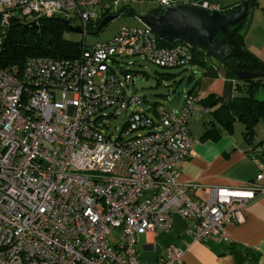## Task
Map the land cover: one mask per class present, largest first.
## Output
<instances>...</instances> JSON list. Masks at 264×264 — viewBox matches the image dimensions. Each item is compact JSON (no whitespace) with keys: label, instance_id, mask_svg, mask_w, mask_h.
<instances>
[{"label":"built area","instance_id":"built-area-1","mask_svg":"<svg viewBox=\"0 0 264 264\" xmlns=\"http://www.w3.org/2000/svg\"><path fill=\"white\" fill-rule=\"evenodd\" d=\"M125 1L0 0V30L13 16H72L73 9L85 35ZM154 1L221 9L209 0ZM130 55L189 67L192 46L160 45L140 21L84 40L74 57L30 55L20 69L0 66V264H151L137 255L141 233L168 230L178 214L193 220L194 240L226 239L225 224L264 193L263 161L251 185H212L206 199H191L195 184L179 180V163L193 142L188 117L197 97L185 92L179 108L145 112L146 99L129 91L132 76L120 60ZM260 150L264 159V141ZM183 253L170 243L158 264H182Z\"/></svg>","mask_w":264,"mask_h":264},{"label":"crops","instance_id":"crops-1","mask_svg":"<svg viewBox=\"0 0 264 264\" xmlns=\"http://www.w3.org/2000/svg\"><path fill=\"white\" fill-rule=\"evenodd\" d=\"M209 1L218 3L221 10L236 7L242 2ZM248 12L250 21L244 36L245 43L264 61V0H257V5ZM189 67L192 69L188 76L189 86L179 98H172L166 107L179 108L188 90L197 97L194 112L188 117L193 142L188 155L179 163V180L195 184L190 197L200 201L207 198L212 185L244 186L255 182L264 161L260 150V143L264 141V117L255 123L254 134L248 139L243 122L231 110L219 114L223 104H229L235 96L249 93L248 83L235 79L228 67L212 55L203 63L192 62ZM252 84L258 91L257 96L261 97L264 76ZM203 107L207 109L202 110ZM226 120L231 121V127L225 125ZM192 223V219L174 214L168 230L154 229L141 233L136 241L138 257L158 264V257L172 243L184 250L182 264H237L231 251L235 244L242 252L245 249L256 251L258 258L255 264H264V193L242 208L240 220L225 224L226 239L212 234L204 240H194L188 231Z\"/></svg>","mask_w":264,"mask_h":264},{"label":"trees","instance_id":"trees-1","mask_svg":"<svg viewBox=\"0 0 264 264\" xmlns=\"http://www.w3.org/2000/svg\"><path fill=\"white\" fill-rule=\"evenodd\" d=\"M135 1V0H129ZM129 1L119 4L116 10L112 11L116 16L122 13L139 15L140 13L131 5ZM257 5V0H248V10ZM157 7L147 9L156 12ZM228 10V9H225ZM223 10V11H225ZM108 12V11H107ZM107 12L100 13L98 19L88 27V33L96 28L102 17ZM146 12V11H145ZM36 25L26 24L27 20L21 16H13L9 25L3 32L0 40V66L3 68L18 67L22 68L26 57L30 55H44L53 57H74L84 45V40H73L65 36L64 32L69 26L78 24L76 16L60 15L58 12L52 14H40L36 17ZM73 20L78 22L73 23ZM250 21V14L239 19L235 23L226 24L218 29L213 35V41L224 43L231 46V52L222 61L230 70L231 75L238 80L248 83L247 95L235 96L229 104H223L219 114L229 110L232 111L244 124L245 137L250 139L254 134V125L264 117V93L261 97L257 96L258 91L254 88L253 82H258L264 76V61L252 52L245 43V32ZM106 24V23H105ZM101 25L100 30L103 28ZM99 30V31H100ZM98 31V32H99ZM176 40H165L158 36L160 45L168 46ZM192 46V62H205L210 55L207 48ZM206 57V58H205ZM123 68L128 70L124 65ZM187 68V67H184ZM237 71H253L257 74L252 77H239ZM192 92V90H188ZM193 93V92H192ZM225 125L231 127V121L226 120ZM262 143V141H261ZM231 251L235 255L237 264H255L257 252L241 251L239 246L233 244ZM247 252L249 257L246 258Z\"/></svg>","mask_w":264,"mask_h":264},{"label":"water","instance_id":"water-1","mask_svg":"<svg viewBox=\"0 0 264 264\" xmlns=\"http://www.w3.org/2000/svg\"><path fill=\"white\" fill-rule=\"evenodd\" d=\"M248 12V0L228 10L205 9L190 2H181L174 5H158L156 12L146 11L140 13V21L148 25L160 38L165 40L181 39L194 44L198 48H207L210 55L223 61L231 52V46L213 41L214 33L226 24L237 22L245 17ZM114 13L105 14L100 23L92 31L97 33L102 24L115 18ZM27 25H36V20L27 21ZM69 29L81 31L76 24ZM241 77H252L257 73L253 71H237ZM142 104L145 103L142 101Z\"/></svg>","mask_w":264,"mask_h":264},{"label":"rangeland","instance_id":"rangeland-1","mask_svg":"<svg viewBox=\"0 0 264 264\" xmlns=\"http://www.w3.org/2000/svg\"><path fill=\"white\" fill-rule=\"evenodd\" d=\"M129 2L139 13H144L147 11V9L158 6L154 0H135ZM67 11L73 16V9H68ZM58 13L60 15H65L64 10L58 11ZM26 20L30 21L32 18L28 16ZM75 22L77 23L78 20H73L74 24H76ZM137 23H140L137 15L122 13L108 21L97 33L93 34L89 32L84 35L82 31H74L67 28L64 34L70 39L82 41L84 39L85 42L90 43L97 39L109 37L121 24ZM2 37L3 33L0 30V40ZM120 60L132 76V81L128 86L129 91L132 92L135 88L139 96H144L147 106H145L142 110L147 113L153 112V106L159 104L169 106L172 98H179L186 87H188L190 84L188 82V76L192 70L190 67L184 68L183 66H160L142 58L139 55L122 56L120 57ZM123 120V114L116 115L112 118V122L116 126H120ZM113 130L115 132L116 129L114 128Z\"/></svg>","mask_w":264,"mask_h":264}]
</instances>
